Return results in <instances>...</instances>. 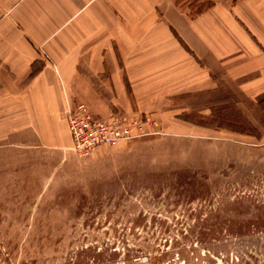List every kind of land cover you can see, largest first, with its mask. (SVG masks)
<instances>
[{
    "label": "rangeland",
    "instance_id": "1",
    "mask_svg": "<svg viewBox=\"0 0 264 264\" xmlns=\"http://www.w3.org/2000/svg\"><path fill=\"white\" fill-rule=\"evenodd\" d=\"M174 1L192 18L213 4ZM129 94L135 136L85 157L0 126V264H264V97Z\"/></svg>",
    "mask_w": 264,
    "mask_h": 264
},
{
    "label": "crops",
    "instance_id": "2",
    "mask_svg": "<svg viewBox=\"0 0 264 264\" xmlns=\"http://www.w3.org/2000/svg\"><path fill=\"white\" fill-rule=\"evenodd\" d=\"M212 1L192 18L174 0H0L10 144L72 143V97L93 114L109 110L84 100L102 96L124 108L113 114L129 112L131 89L137 99L216 88L237 105L264 97V0Z\"/></svg>",
    "mask_w": 264,
    "mask_h": 264
},
{
    "label": "built area",
    "instance_id": "3",
    "mask_svg": "<svg viewBox=\"0 0 264 264\" xmlns=\"http://www.w3.org/2000/svg\"><path fill=\"white\" fill-rule=\"evenodd\" d=\"M66 117L72 149L81 157L88 156L100 146L115 145L135 136L124 115L113 114L104 118L90 112L82 102L71 105Z\"/></svg>",
    "mask_w": 264,
    "mask_h": 264
},
{
    "label": "trees",
    "instance_id": "4",
    "mask_svg": "<svg viewBox=\"0 0 264 264\" xmlns=\"http://www.w3.org/2000/svg\"><path fill=\"white\" fill-rule=\"evenodd\" d=\"M211 5H209V7H210Z\"/></svg>",
    "mask_w": 264,
    "mask_h": 264
}]
</instances>
